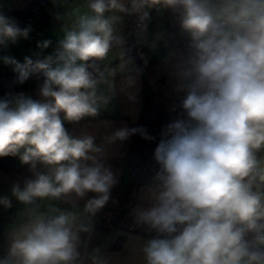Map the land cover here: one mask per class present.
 Wrapping results in <instances>:
<instances>
[{"label": "clouds", "instance_id": "9594fccd", "mask_svg": "<svg viewBox=\"0 0 264 264\" xmlns=\"http://www.w3.org/2000/svg\"><path fill=\"white\" fill-rule=\"evenodd\" d=\"M153 11L169 14L183 38L168 60L187 118L162 132L154 203L135 211L136 222L156 233L139 248L144 264H264V0H82L56 15L63 23L51 54L22 63L0 57L20 84L42 77L44 98H0V157L18 156L34 173L11 188L24 206L22 221L0 264H108L99 249L87 251L86 237L117 179L96 137L65 124L106 111L118 76L119 91L135 85L141 69L124 21L135 17L137 43L155 49L165 33L147 39ZM31 31L0 13V47ZM52 45L37 43L41 51ZM137 133L153 139L142 127H121L104 139L112 144ZM88 193L96 195L85 199ZM0 206L12 208V199L0 197Z\"/></svg>", "mask_w": 264, "mask_h": 264}, {"label": "crops", "instance_id": "0c3cea01", "mask_svg": "<svg viewBox=\"0 0 264 264\" xmlns=\"http://www.w3.org/2000/svg\"><path fill=\"white\" fill-rule=\"evenodd\" d=\"M36 1H40L44 5L45 12L48 15L49 21L45 27L44 36L48 35L47 39L53 41L54 45L52 47L54 49L63 23L56 19V15H64L71 7L82 3V0H0V13L24 10ZM127 30L128 23L127 19H125L123 34L126 37ZM158 32L165 33V38L157 43L155 49L150 48L143 42L139 43L142 47L141 56L143 58L141 57V60L134 55L135 53L131 48L132 52L130 54L135 60V65L141 69L133 87L127 88L126 92L119 91L123 84V77L118 76L116 78L117 96L106 111H102L97 118H86L76 125L65 124L69 131L76 135L81 133L94 135L96 144L103 147L102 162L105 166H110L117 179V183L111 188L109 202L105 206L110 209L115 208L120 203V200H122L131 186V179L128 177L129 173L127 171L124 172L122 165L130 149L131 137L125 141H116L112 144H108L104 138L111 135L118 128L134 127L143 102L141 90L147 87L152 100L156 103V111L160 116V122L163 127L162 132L174 120L187 118L186 113L180 107L184 93L177 90L178 80L173 74L171 61L168 60L170 51L183 47V38L169 14L159 15L153 11L152 21L148 26L147 39L151 41ZM127 45L129 44L127 43ZM24 94L34 100L43 101L44 99L39 94V89L24 92ZM129 96H134V99H130ZM162 132L160 138H158L159 141L162 139ZM18 161L22 164L19 157ZM37 170L46 171L43 165L40 164L37 165ZM30 172L34 175L32 171ZM31 178H34V176L29 177L22 173L10 174L0 171V197H10L13 204L10 209H4L0 206V256L7 252L10 233L22 221V209L24 206L12 197L11 188L16 183L23 187L24 181ZM158 184L159 182H147L138 185L135 201L143 204L145 209L150 208L154 203L153 196ZM95 195V193H88L85 199ZM84 202L85 200L79 201L81 207ZM59 206L65 207L63 204ZM155 235V231L149 230L145 225L140 231L130 232L125 235H118L116 232L109 230L103 232L95 231L90 239L86 237L87 251L91 253L94 249H99V255L107 260L108 264H144L139 248L147 239Z\"/></svg>", "mask_w": 264, "mask_h": 264}, {"label": "built area", "instance_id": "2783aa9c", "mask_svg": "<svg viewBox=\"0 0 264 264\" xmlns=\"http://www.w3.org/2000/svg\"><path fill=\"white\" fill-rule=\"evenodd\" d=\"M127 38L128 44L141 60L142 47L137 43L135 35L136 20L135 17H128ZM26 20L29 23H35L37 33L42 35L44 27L47 24V18L39 7L33 6ZM142 91L143 102L140 113L137 115L134 127H142L153 139H144L139 133L131 136L130 149L124 160L123 170L129 173L131 186L128 192L123 196L120 203L113 209L104 207L93 219L94 231H114L118 235H125L130 232L140 231L143 225L138 224L135 218L137 209L145 210L143 204L136 200V188L138 185L147 182H158L155 177L160 169L159 164L154 159V151L159 143L162 132L160 116L156 111V103L152 100L147 87ZM132 127V128H134Z\"/></svg>", "mask_w": 264, "mask_h": 264}, {"label": "trees", "instance_id": "16d2710c", "mask_svg": "<svg viewBox=\"0 0 264 264\" xmlns=\"http://www.w3.org/2000/svg\"><path fill=\"white\" fill-rule=\"evenodd\" d=\"M39 7L40 10L44 13V15L47 18V24L49 21L48 15L45 12L44 5L40 1L33 2L24 10H17V11H9V12H3V14L6 17H9L16 22L19 23L21 28L28 27L30 26L32 31L31 33L37 36H43L37 33V26L35 23H29L26 18L27 15L30 11V9L33 7ZM46 24V26H47ZM45 26V27H46ZM44 27V31H45ZM54 45V44H53ZM129 48L130 45H127ZM132 52V50H131ZM33 59H36L33 56H29ZM38 58H43L42 55H38ZM43 83V78L42 77H37V76H31L27 81H25L23 84H20L17 82V73L14 71H2L0 69V98H4L7 94H18V93H24L28 91H32L35 89H39L40 86ZM166 121V119H164ZM0 171L10 173V174H15V173H22L25 176L32 177V173L30 172L29 165L25 164H20L18 161V156H6V157H0Z\"/></svg>", "mask_w": 264, "mask_h": 264}, {"label": "rangeland", "instance_id": "374dc122", "mask_svg": "<svg viewBox=\"0 0 264 264\" xmlns=\"http://www.w3.org/2000/svg\"><path fill=\"white\" fill-rule=\"evenodd\" d=\"M18 23V22H17ZM19 25V23H18ZM20 26V25H19ZM47 36H37L34 35L30 32L29 35V39L25 40V39H19L18 42L16 44H12L11 42H9L7 47H0V57L3 56H10L15 58L17 61L19 62H23L24 57L26 56H33L35 58H38V55H42V57L51 54L53 51V47L51 46L50 48L41 51L38 47H37V43L38 41L47 39ZM33 48V50H32ZM0 69L2 71H4V69L6 71H13V66L12 65H6L3 63L2 60H0Z\"/></svg>", "mask_w": 264, "mask_h": 264}]
</instances>
